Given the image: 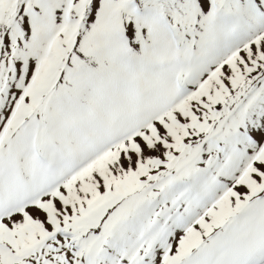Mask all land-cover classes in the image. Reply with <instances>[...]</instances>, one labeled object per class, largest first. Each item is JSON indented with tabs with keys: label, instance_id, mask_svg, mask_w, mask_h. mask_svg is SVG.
Here are the masks:
<instances>
[{
	"label": "snow or ice",
	"instance_id": "6c2138e0",
	"mask_svg": "<svg viewBox=\"0 0 264 264\" xmlns=\"http://www.w3.org/2000/svg\"><path fill=\"white\" fill-rule=\"evenodd\" d=\"M0 264H264V0H0Z\"/></svg>",
	"mask_w": 264,
	"mask_h": 264
}]
</instances>
